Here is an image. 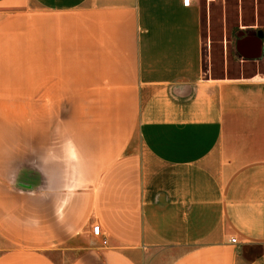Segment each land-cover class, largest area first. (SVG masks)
Segmentation results:
<instances>
[{"label":"crops","instance_id":"crops-1","mask_svg":"<svg viewBox=\"0 0 264 264\" xmlns=\"http://www.w3.org/2000/svg\"><path fill=\"white\" fill-rule=\"evenodd\" d=\"M201 16L0 0V264H264L263 49L207 75Z\"/></svg>","mask_w":264,"mask_h":264},{"label":"rangeland","instance_id":"rangeland-1","mask_svg":"<svg viewBox=\"0 0 264 264\" xmlns=\"http://www.w3.org/2000/svg\"><path fill=\"white\" fill-rule=\"evenodd\" d=\"M202 66L207 75L220 76L226 63L227 75L237 73L240 62L234 52L235 30L252 27L262 33L263 62L260 71L264 73V0H200ZM241 29V30H242ZM228 43L224 44V40ZM246 65V64H245ZM251 70L243 69L247 74Z\"/></svg>","mask_w":264,"mask_h":264},{"label":"water","instance_id":"water-1","mask_svg":"<svg viewBox=\"0 0 264 264\" xmlns=\"http://www.w3.org/2000/svg\"><path fill=\"white\" fill-rule=\"evenodd\" d=\"M260 34H261L260 32L257 34L256 33H249L245 36L239 37L236 40H234V43H233L234 52L238 55V57H240L242 59V61L255 60V59L260 57L261 50H262V47H261L262 36ZM249 42H252L253 45H255L257 53L255 56L248 58V57L244 56L243 52L246 50L245 46Z\"/></svg>","mask_w":264,"mask_h":264},{"label":"flooded vegetation","instance_id":"flooded-vegetation-1","mask_svg":"<svg viewBox=\"0 0 264 264\" xmlns=\"http://www.w3.org/2000/svg\"><path fill=\"white\" fill-rule=\"evenodd\" d=\"M241 29L242 28H239V27L236 28V30H235L236 32H235L234 38L241 37V36L247 35L249 33H256L257 34V33L260 32V31H257V30H255V31H252V30L247 31L248 29H254L252 27L243 28L242 30ZM260 35L263 36L262 33ZM261 41H262V38H261Z\"/></svg>","mask_w":264,"mask_h":264},{"label":"built area","instance_id":"built-area-1","mask_svg":"<svg viewBox=\"0 0 264 264\" xmlns=\"http://www.w3.org/2000/svg\"><path fill=\"white\" fill-rule=\"evenodd\" d=\"M91 236L93 238H98L100 236V228L98 225H93L91 227ZM230 243H235L234 239H230ZM101 244H105V240L101 238Z\"/></svg>","mask_w":264,"mask_h":264},{"label":"snow or ice","instance_id":"snow-or-ice-1","mask_svg":"<svg viewBox=\"0 0 264 264\" xmlns=\"http://www.w3.org/2000/svg\"><path fill=\"white\" fill-rule=\"evenodd\" d=\"M186 2H187V0H186Z\"/></svg>","mask_w":264,"mask_h":264}]
</instances>
